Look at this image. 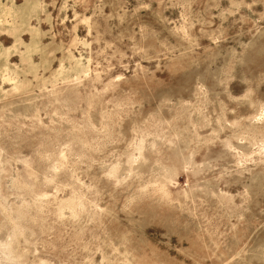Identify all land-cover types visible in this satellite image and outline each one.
I'll return each mask as SVG.
<instances>
[{"label": "rangeland", "instance_id": "374dc122", "mask_svg": "<svg viewBox=\"0 0 264 264\" xmlns=\"http://www.w3.org/2000/svg\"><path fill=\"white\" fill-rule=\"evenodd\" d=\"M0 264H264V0H0Z\"/></svg>", "mask_w": 264, "mask_h": 264}]
</instances>
